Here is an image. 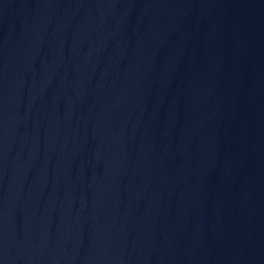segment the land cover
Instances as JSON below:
<instances>
[{"label": "water", "instance_id": "obj_1", "mask_svg": "<svg viewBox=\"0 0 264 264\" xmlns=\"http://www.w3.org/2000/svg\"><path fill=\"white\" fill-rule=\"evenodd\" d=\"M0 264H264V0H0Z\"/></svg>", "mask_w": 264, "mask_h": 264}]
</instances>
